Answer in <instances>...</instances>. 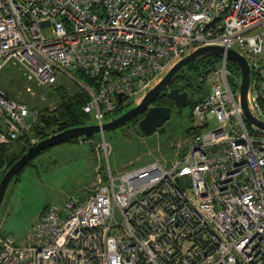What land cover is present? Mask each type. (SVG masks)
<instances>
[{"label":"built area","instance_id":"2783aa9c","mask_svg":"<svg viewBox=\"0 0 264 264\" xmlns=\"http://www.w3.org/2000/svg\"><path fill=\"white\" fill-rule=\"evenodd\" d=\"M198 46H233L243 57L246 106L264 122L254 76L264 65V0H0V71L17 65L43 87L68 77L98 127L117 94L147 91ZM224 52L210 90L190 109L196 132L178 159L113 175L100 131L94 152L106 166L94 170L91 188L46 206L23 245L0 233V264H264V132L245 126L239 77ZM36 115L0 90V146L24 136L34 144Z\"/></svg>","mask_w":264,"mask_h":264},{"label":"rangeland","instance_id":"374dc122","mask_svg":"<svg viewBox=\"0 0 264 264\" xmlns=\"http://www.w3.org/2000/svg\"><path fill=\"white\" fill-rule=\"evenodd\" d=\"M260 29L262 26L253 32ZM261 61L264 64V56ZM261 67L258 70L260 80L257 81V88L264 95V65ZM161 77L158 76L152 85ZM211 78L212 73L206 79V92L210 90ZM58 86L70 93L80 90L76 83L61 74L57 76L55 85L43 87L35 85L17 65L7 63L0 71V90L4 95L36 109L46 107L53 110L57 107L58 99L51 92ZM25 88L30 91L27 92ZM144 93L129 96L122 102L121 111L135 106ZM187 114V108L174 109L168 120L147 136L139 134L130 122L103 131V138L110 148L106 160L110 172L115 175L151 161L168 165L178 159L189 140L185 134L189 127ZM118 115H109L103 122ZM88 117L87 126H94V121ZM243 121L248 127L247 122ZM98 140V134H94L91 143L79 145L65 142L35 155L6 186L0 202V233L10 237L15 244L23 245L32 224L44 207L61 206L69 199L83 196L92 186L94 170L99 168L102 171L106 166L102 151L98 149L97 154L94 152Z\"/></svg>","mask_w":264,"mask_h":264},{"label":"water","instance_id":"95a60500","mask_svg":"<svg viewBox=\"0 0 264 264\" xmlns=\"http://www.w3.org/2000/svg\"><path fill=\"white\" fill-rule=\"evenodd\" d=\"M224 50L217 46H198L190 49L184 56L171 64L162 76L154 85L145 91L141 100L133 107H130L125 112L117 117L111 118L108 122L103 123L100 127L81 126L63 130L61 132L52 134L40 141L30 145L20 157L13 162L3 173L0 178V202L3 198L6 186L12 178L38 153L59 145L61 143L73 141L78 137H88L90 135L98 134L100 131L110 130L130 122L134 118L142 115L137 121L136 128L143 136L152 134L158 127L161 126L170 116V110L167 107L151 106L153 99L165 91L175 106L180 108L185 107L187 103V94L179 92L178 88H170L169 84L173 76L184 66L195 62L196 60L206 56H220ZM225 55L229 62L233 63L237 68L239 83H238V102L242 112L243 119L254 126L256 129L264 132V122L253 117L246 106V94L249 85L250 73L246 61L235 50L228 48L225 50ZM127 96L120 94L116 95L117 106L121 102L127 100Z\"/></svg>","mask_w":264,"mask_h":264},{"label":"trees","instance_id":"16d2710c","mask_svg":"<svg viewBox=\"0 0 264 264\" xmlns=\"http://www.w3.org/2000/svg\"><path fill=\"white\" fill-rule=\"evenodd\" d=\"M219 62V57L215 55L202 57L195 62H192L183 68H181L172 78L169 87L178 88L179 92H185L187 94V103L183 108L188 109L187 124L189 127L186 129V136H191L195 133V128L191 127L190 109L208 93L204 89L206 85L207 77L214 72ZM227 67L230 68L234 75L238 77L237 68L231 62L227 63ZM254 74L256 81L260 80L258 70ZM73 76L76 80L84 85L92 86V80L83 75L80 71L75 70ZM51 94L55 95L58 99V105L55 109L49 110L48 108L36 109L35 107H29L36 110V119L33 123L28 136L33 137L35 141H40L52 134L61 132L63 130L86 126L88 124L89 117L82 113L81 108L86 103L87 97L82 90H78L74 93L68 92L65 88L58 86L52 89ZM263 95V94H262ZM122 103V102H121ZM153 106L167 107L170 113L180 107H176L165 91L158 94L152 102ZM258 106L264 112V95L258 101ZM120 107H116L114 114H119ZM140 118L139 116L130 121L131 126L136 128V123ZM136 131H139L136 128ZM140 134V133H139ZM94 135L86 137V139H92ZM26 136L18 138L12 144L0 146V178L6 169L15 162L20 155L30 146L26 145ZM75 143L74 141H69ZM28 164V163H27ZM45 207L40 211L42 214ZM38 215V216H39ZM2 234V233H1Z\"/></svg>","mask_w":264,"mask_h":264},{"label":"flooded vegetation","instance_id":"af4514ba","mask_svg":"<svg viewBox=\"0 0 264 264\" xmlns=\"http://www.w3.org/2000/svg\"><path fill=\"white\" fill-rule=\"evenodd\" d=\"M122 104V103H121ZM121 105H119L118 107H120ZM151 106H153V104H151ZM186 106V105H185ZM130 107H128V108H126L124 111H121V108H120V113H119V115L121 114V113H123V112H125L127 109H129ZM115 113V112H114ZM139 117L141 118L142 117V115H139ZM140 118H138V119H140Z\"/></svg>","mask_w":264,"mask_h":264}]
</instances>
